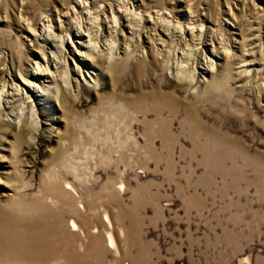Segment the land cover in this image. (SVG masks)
<instances>
[{"label": "rangeland", "instance_id": "374dc122", "mask_svg": "<svg viewBox=\"0 0 264 264\" xmlns=\"http://www.w3.org/2000/svg\"><path fill=\"white\" fill-rule=\"evenodd\" d=\"M69 1L0 0V86L17 84L31 95L21 74L31 78L39 43L27 28L48 18L55 24L56 10ZM76 1L99 13L103 5L109 19L119 7L124 24L132 16L127 9L158 15L153 21L170 35L160 31L164 42L144 43L145 50L162 48L170 65L190 67L206 54L214 68L200 74L205 82L194 89L160 64L137 79L134 56L117 63L116 79L113 60L86 59L95 80L68 59L70 68L82 70H70L78 87L74 81L66 91L52 89L36 105L37 115L26 109L15 118L0 110V217L33 216V208L54 214L58 237L70 240L80 257L97 252L86 264H264V0ZM163 11L168 22L159 25ZM189 17L203 31L186 28ZM111 34L121 51L122 36ZM65 47L74 50L69 41ZM246 49L253 54L245 55ZM139 50L138 58L158 59ZM242 58L252 62L240 66ZM246 67L251 71L244 73ZM212 74L215 84L204 87ZM155 88L173 91L182 107L190 101L200 128L191 122L179 128L182 112L172 128H144L143 118L130 111L107 121L111 93L128 97ZM121 102H113L116 113L125 109Z\"/></svg>", "mask_w": 264, "mask_h": 264}, {"label": "bare ground", "instance_id": "6f19581e", "mask_svg": "<svg viewBox=\"0 0 264 264\" xmlns=\"http://www.w3.org/2000/svg\"><path fill=\"white\" fill-rule=\"evenodd\" d=\"M102 6L103 5L99 6L102 10V12L99 13L97 10L94 11L97 7L92 11V9L90 10V7L85 6L82 2L72 0L63 4L61 9L59 8L56 10L55 24L52 23V20L46 17L48 18V22H45L46 24H41L40 26H28L27 33L32 37L31 40H38L39 43V54L37 53L39 60H34L36 67L31 66L29 69L28 77L31 78H26L21 74V77L28 83V87L31 89V95L26 96L28 91L24 88L22 89L17 84L6 90L8 83L3 82L0 86V110L3 111L8 109V113L13 117L15 116V118L24 114L26 109L29 110L31 114L37 115L36 110L38 109L36 108V105L40 104L41 101L46 98L43 96H47L52 89H55V92H59L60 88L66 91V89H68L67 86L74 83V81L78 87L79 79L76 76H73L70 70H73L76 74L83 75L82 70L77 67L75 70L72 69V67L70 68L68 64V59L70 58L74 62L79 61V65H81L82 68L85 67L86 72H90L89 68H92V64H88L86 59H90L94 62H97L98 60L102 61L104 59L108 61L113 60L110 64V73L112 78L116 79L115 67L117 63H123L127 58L134 56L136 57L137 63L131 67V73L137 79H139L143 72L149 69V67L154 68L156 65L160 64L166 67L169 72H172L177 80L194 89L199 87L197 84L200 85L201 82H205V79L203 78L206 74L203 76L200 74L211 72L213 70V60L211 61L210 57L206 54L203 55V58L201 59L202 61H200L199 58V60L193 62L191 67L188 63L187 65L190 67L188 68L184 67L186 64H181L182 61H179L181 65L178 64L177 66V63L179 62L175 64L176 61L173 62L175 65H170V61H167L168 58L162 52V48L158 49L159 47L155 48L152 45L154 48L149 46L147 47L148 49L145 50L146 46L144 43H149L150 45L153 42L156 43L157 40H162L161 42H164V38L162 39L160 36V31L161 33L166 34V36L170 35L169 31H165L164 28V31L158 29L156 24L157 20L153 21L152 19L158 15L152 17V14L150 15V10V13H144L147 15V17H144L139 13L140 11H136L134 8H131L130 10L127 9L128 14L132 15V18L130 17V21L128 20L127 23L124 24V21H126L127 18L124 20L119 7L115 12L111 9L109 19V16L106 15ZM164 14L165 11H163L162 16L160 15L159 17V25L163 21L168 22L166 21L167 18L163 17ZM135 18L137 20H135ZM110 21H112V23L108 24ZM144 22L147 23L144 24L145 26L143 25ZM149 23H152V26L149 25ZM187 24L189 26H186V28H190V30L193 29L194 31L195 29L203 31L202 29L204 25L196 23L194 19L192 20V17L188 18L186 25ZM168 26L170 25L168 24ZM165 27L167 28V26ZM144 28L146 29L145 36L144 33H141ZM186 28L181 26L179 31L180 34L184 33ZM118 29L120 32H118ZM174 29H176V27ZM112 31H115L122 36L124 44L121 51L117 50L118 42L115 43V38L112 36L113 33L111 34ZM151 31L154 33H151ZM171 34L173 35L172 32ZM126 39H129L132 43L129 41L126 42ZM68 41L72 44L74 50L71 49L68 51L66 49L65 43ZM172 42H174V39ZM139 49L143 52L142 55L146 53L149 58L158 55V59L156 60L155 58H152L151 63H149L144 60L142 56L141 58H138L139 56L136 54ZM224 50L227 54H230V56L233 57V53H229L230 48L225 46ZM166 52L168 53V51ZM244 54L252 55L253 52L251 49H246ZM116 55H119L117 59L115 58ZM160 55L163 56L162 62L159 61ZM242 59L240 66H246L252 62L251 60ZM203 62H205L206 66L199 67L198 65L203 64ZM200 68L202 71H200ZM250 71L251 70L247 67L244 69V73ZM2 73L3 71L0 68V75ZM90 73L91 77L95 80L96 78L92 76V74L96 73L93 71ZM258 73H260V70L256 69L255 75ZM88 77L90 78L89 74L85 77V80L91 82ZM44 82H46L47 85H45ZM87 82L83 84L87 85ZM215 82L216 76L212 74V76L209 77L208 82L204 84V87L213 86ZM113 94L114 92L108 97L110 102L107 100L106 105V111H108L109 114L107 121H110V123L114 122L112 118L114 113L119 118H126V116H128L126 115L127 112L130 111L129 113L139 115L143 118L144 128H172L173 120L180 112H182L184 118L179 121V128H186L188 122H191L195 128H200L190 101L185 100L186 105L185 107H182V99H179L173 91H162L159 88H155L150 91L139 90L135 95L128 97L124 96L122 93H118L115 96ZM57 96L56 98L58 99ZM117 98L121 99V106L125 109H123L122 112L119 111L116 113L113 109V102H116ZM16 103H18V105H16ZM36 121L38 122V116H36ZM33 210V216H24L25 212H22V210L21 212L23 214H20L19 216L8 214L1 215L0 264H43L44 262L46 264H48L47 262H55L56 264H75L76 260L86 264V262H90L88 260L90 256L97 255V252L90 250L87 255H81L80 257V255L73 249L70 240L62 241L60 237H58L60 222H58L57 217L54 214H45L46 212L42 211L43 209L39 210V208H33ZM72 226L74 229L79 228L74 222ZM109 239V244L114 246L110 233Z\"/></svg>", "mask_w": 264, "mask_h": 264}]
</instances>
